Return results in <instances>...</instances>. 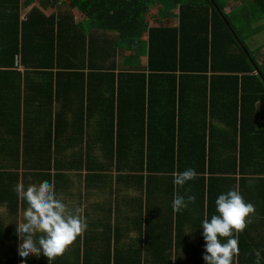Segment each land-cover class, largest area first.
Listing matches in <instances>:
<instances>
[{
    "label": "crops",
    "instance_id": "1",
    "mask_svg": "<svg viewBox=\"0 0 264 264\" xmlns=\"http://www.w3.org/2000/svg\"><path fill=\"white\" fill-rule=\"evenodd\" d=\"M15 15L31 36L11 64H0V264H48L43 254L22 259L15 231L26 204L13 186L43 180L55 184L69 207L82 208L88 224L52 264H205L200 224L218 215L215 199L229 189L255 206L235 258L254 264L264 241V175L252 165L263 163L261 155L242 174H205L203 209L199 173L178 189L177 170L152 169L169 168L174 159L192 166L186 156L204 143L215 149L217 166H225L240 133L244 143L262 139L252 127L264 129V99L250 110V100H240V82L210 72L176 77L167 90L160 73L147 68L145 31L126 47L117 31L72 13L63 0H0V51L13 46L15 35L4 33L13 32ZM255 62L264 67L262 51ZM171 139L193 151L176 146L174 158L166 156ZM177 191L196 197L180 212L171 207Z\"/></svg>",
    "mask_w": 264,
    "mask_h": 264
},
{
    "label": "trees",
    "instance_id": "2",
    "mask_svg": "<svg viewBox=\"0 0 264 264\" xmlns=\"http://www.w3.org/2000/svg\"><path fill=\"white\" fill-rule=\"evenodd\" d=\"M63 2L72 13L90 20L97 27L117 31L119 39L125 43L126 47H132V44L136 46L143 34L141 31H145L147 68L149 72L160 73L165 79L167 90L170 89L172 82L173 85L175 84L176 77L198 73L207 78L206 73L210 72V78L222 74L230 77L228 79L232 78L235 84L240 82V100L242 103L250 100V110L255 102L264 99V72L262 71L264 67L261 68L255 62L244 41L239 37L238 32H243V29L237 30L229 19L230 14L243 4H240L239 0L233 2L228 0L226 2L224 0H63ZM243 9H245L244 5L241 19L245 22L250 20L248 11L252 13L250 15L255 14L256 17L260 14L264 18V0H249L248 11ZM15 17L13 32L4 33L7 39L9 35H15L12 41L13 46L0 51V54L5 56V60H0V64H11L15 53L19 49H24V40L31 36V32H26L27 22L23 21L20 24L17 15ZM254 69L258 70L257 74H251ZM141 96L143 98V95ZM243 116L244 112L241 110V117ZM252 122L254 123V117ZM241 128L239 131H242ZM253 129L256 135L262 136V139L255 140L253 145L250 139H246L244 143L240 133V141L237 144L234 143L232 151L230 150L228 156L224 158L225 166L223 167L215 163V149L212 146L204 143L198 149L195 148L197 151L194 152L183 146L181 142L175 143L171 139L168 142L166 156L174 158L176 146L177 149L186 148L189 152L193 151L192 155L186 156L189 162H193L192 166H186L187 164L181 166L174 159L172 164H169V168L164 167L163 164L160 167L154 166L153 169L146 165V169L147 171L182 172L186 168H194L196 173H199L202 183L200 200L203 209L207 207L204 205L207 202L204 201L203 195L208 190V179L204 178L205 174L214 173L217 170L244 173L246 164L251 161L250 158L261 155L263 163L256 159L257 164H252L256 167L253 168L255 169L253 173L264 175V167L261 169V165H264V129L252 127ZM174 138L176 139V136ZM238 144L239 147H237ZM260 147L262 150H259ZM140 168L144 170V166L140 165ZM261 179L264 191V176ZM242 241L241 238L238 239L239 251L244 247ZM261 244V256L264 257V241ZM104 264H114V261L107 260ZM261 264H264V259L261 260Z\"/></svg>",
    "mask_w": 264,
    "mask_h": 264
},
{
    "label": "clouds",
    "instance_id": "3",
    "mask_svg": "<svg viewBox=\"0 0 264 264\" xmlns=\"http://www.w3.org/2000/svg\"><path fill=\"white\" fill-rule=\"evenodd\" d=\"M194 168H186L173 176V184L179 189L191 180L196 179ZM17 198L26 204L21 218L15 222L16 235L21 241L17 251L22 259L41 254L48 264L62 256L69 245L87 230V218L80 207H69L63 195L58 193L55 184L50 180L30 183L27 186L21 181L13 186ZM190 190H186V193ZM194 195L174 193L171 207L174 212L187 208L194 203ZM215 210L210 219L205 217L200 224L205 241V264H235L239 256V234L251 223L250 215L255 214V206L247 203L235 189L218 195L215 199ZM222 238H227L222 242ZM254 264H261L264 257L260 250H254Z\"/></svg>",
    "mask_w": 264,
    "mask_h": 264
},
{
    "label": "rangeland",
    "instance_id": "4",
    "mask_svg": "<svg viewBox=\"0 0 264 264\" xmlns=\"http://www.w3.org/2000/svg\"><path fill=\"white\" fill-rule=\"evenodd\" d=\"M224 1L226 2L227 0H224ZM228 1L233 2L234 0H228ZM239 2H240V4L241 3H243V4L240 7H237L238 9H236L232 14H230L229 19H230V22L233 25V27L237 28V30L243 29V32H238V35L244 41L245 45L249 49L253 58L256 61H258V54L261 51H262V53H264V18L260 14H259V16L256 15V17H255V14L250 15L252 13L247 10V7L249 5V0L248 1L247 0H239ZM243 5L245 8L243 10H247L250 13L249 14L250 20H247V22H245L244 19L243 20L241 19L243 17V11H242ZM166 7L167 6H165V8ZM173 10H170V12H173ZM251 11H253V10H251ZM252 20H253V22H252ZM122 46H124V45H122ZM262 71L264 72V69ZM105 206H107V205H105Z\"/></svg>",
    "mask_w": 264,
    "mask_h": 264
}]
</instances>
